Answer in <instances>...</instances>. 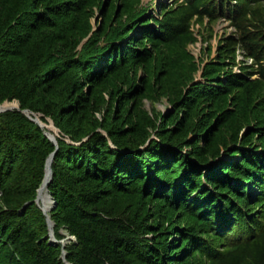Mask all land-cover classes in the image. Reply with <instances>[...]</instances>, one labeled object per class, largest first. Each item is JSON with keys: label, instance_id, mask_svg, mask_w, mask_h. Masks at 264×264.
Here are the masks:
<instances>
[{"label": "trees", "instance_id": "obj_1", "mask_svg": "<svg viewBox=\"0 0 264 264\" xmlns=\"http://www.w3.org/2000/svg\"><path fill=\"white\" fill-rule=\"evenodd\" d=\"M182 1L144 22L140 0H0V104L21 108L0 114V264H64L34 203L56 147L24 110L73 142L49 187L69 263L264 264V0ZM220 18L252 71L222 56L197 82L192 23Z\"/></svg>", "mask_w": 264, "mask_h": 264}, {"label": "rangeland", "instance_id": "obj_2", "mask_svg": "<svg viewBox=\"0 0 264 264\" xmlns=\"http://www.w3.org/2000/svg\"><path fill=\"white\" fill-rule=\"evenodd\" d=\"M182 2V0H140L139 6L136 9L137 13L135 20L139 18H141L144 22H147L152 18L162 20L166 13L175 10ZM98 22L99 21L96 19L93 20L95 29L98 26ZM134 22L125 21L124 24L128 27L132 25L135 26ZM191 30L195 37V43L189 45L188 51L195 58V62L198 67V72L195 74V80L197 82H204L202 80V76L206 65L212 61L219 60L222 56H224V59H226L224 62L231 66L230 69L235 74H249L250 71H252L251 66H253L254 63L245 55L244 51L240 48V45H238L237 41L239 40V35L235 28L231 25L230 21H227L224 18H220L214 22H209L207 19L203 22H197L194 20ZM114 39L115 36H112V38L109 40L113 41ZM11 105L14 107L17 106L16 103ZM144 109L150 115H155L157 117L159 125H162V115H167L174 112V107L167 99H162L158 103L145 101ZM35 116V119H38L41 125H43L42 129L44 130L45 134L52 140L57 142L58 140H64L68 144H73L70 137L62 133L52 119L47 118L44 122L42 120V115L36 114ZM98 118L102 119V116L99 115ZM153 138H155V136ZM256 189L250 194L253 192L256 193ZM255 204V201L253 203L251 202L250 206L254 208ZM40 205L42 206V203H40ZM4 209L6 208L3 205V202L0 201V211ZM262 210V207L257 208L254 217L256 216L259 218L261 216ZM51 220L55 224L53 231L56 240L64 242V245L66 246L64 250L66 252H70L75 242L69 241L71 236L68 231L64 229V227L57 226L52 217ZM56 233H58V237H56Z\"/></svg>", "mask_w": 264, "mask_h": 264}, {"label": "water", "instance_id": "obj_3", "mask_svg": "<svg viewBox=\"0 0 264 264\" xmlns=\"http://www.w3.org/2000/svg\"><path fill=\"white\" fill-rule=\"evenodd\" d=\"M87 40H85L83 42V44L81 45L80 49L87 42ZM13 103H16L17 106L16 107H7V104H13ZM14 110H17V111H20L21 110L20 103L17 102V101H14V102L6 101L5 103L0 104V114H4V113L10 112V111H14ZM22 113L26 117H28L31 121H33L34 123H36L42 129V125L36 119L33 118V116L36 115L35 113L30 112L29 110H24V111H22ZM48 139L54 144V146L56 147V150H55L54 153H52L50 155V157L47 160V163H46V174H45L43 183H42V185L40 186V188L38 190V195H37V198L34 201V203L37 206L40 204V202L42 203L43 202L42 201L43 200L42 199V192H46L47 199H48L50 208L49 209H41V210H42V212L44 213V215L47 218V222H48V226H49V236H48L49 237V242H50L51 245H55V246L62 245L63 246V250H62V258L61 259L64 262V264H71L67 260L68 253L64 250L66 248V246H64L62 242L57 241L56 238H55V234H54V231H53L55 224L51 220V215H50V213L53 212V210L56 207L55 200H54L52 194L49 191V187H50V184L53 182V176L54 175H53L52 165H53V162L55 160L56 154L58 152L59 144H58L57 141L52 140L50 137H48ZM31 204L32 203L27 204L22 211L24 212L26 210V208L28 206H30ZM71 239H74L75 242H76L75 237H71Z\"/></svg>", "mask_w": 264, "mask_h": 264}, {"label": "bare ground", "instance_id": "obj_4", "mask_svg": "<svg viewBox=\"0 0 264 264\" xmlns=\"http://www.w3.org/2000/svg\"><path fill=\"white\" fill-rule=\"evenodd\" d=\"M17 105V104H16ZM7 107H14V106H12L11 104H7ZM33 118L35 119L36 118V116H33ZM37 121H38V119H36ZM39 122V121H38ZM40 123V122H39ZM41 124V123H40ZM42 128H43V125H42ZM42 206L39 204L38 205V207L40 208V209H49L50 208V205H49V202H48V199H47V194H46V192H42ZM41 203V202H40ZM69 241H73V242H75V240L74 239H71L70 238V240ZM63 243V245H64V242H62ZM65 246V245H64Z\"/></svg>", "mask_w": 264, "mask_h": 264}]
</instances>
